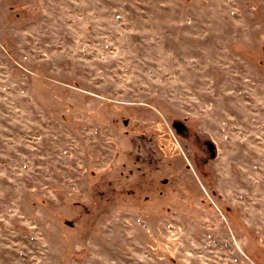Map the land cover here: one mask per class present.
<instances>
[{
    "label": "rangeland",
    "instance_id": "obj_1",
    "mask_svg": "<svg viewBox=\"0 0 264 264\" xmlns=\"http://www.w3.org/2000/svg\"><path fill=\"white\" fill-rule=\"evenodd\" d=\"M0 264H264V0H0Z\"/></svg>",
    "mask_w": 264,
    "mask_h": 264
}]
</instances>
